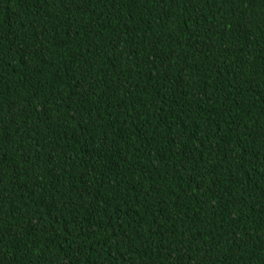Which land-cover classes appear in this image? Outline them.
I'll use <instances>...</instances> for the list:
<instances>
[{
	"label": "trees",
	"instance_id": "obj_1",
	"mask_svg": "<svg viewBox=\"0 0 264 264\" xmlns=\"http://www.w3.org/2000/svg\"><path fill=\"white\" fill-rule=\"evenodd\" d=\"M0 264H264V0H0Z\"/></svg>",
	"mask_w": 264,
	"mask_h": 264
}]
</instances>
